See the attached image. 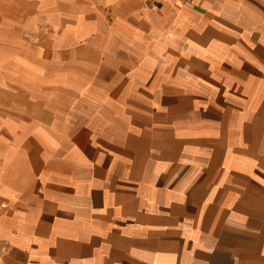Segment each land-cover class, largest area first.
I'll return each mask as SVG.
<instances>
[{"label":"crops","instance_id":"crops-1","mask_svg":"<svg viewBox=\"0 0 264 264\" xmlns=\"http://www.w3.org/2000/svg\"><path fill=\"white\" fill-rule=\"evenodd\" d=\"M0 204V264H264V0H0Z\"/></svg>","mask_w":264,"mask_h":264},{"label":"rangeland","instance_id":"rangeland-1","mask_svg":"<svg viewBox=\"0 0 264 264\" xmlns=\"http://www.w3.org/2000/svg\"><path fill=\"white\" fill-rule=\"evenodd\" d=\"M125 16L123 11H117L116 13V17L117 18H123ZM40 29H42L40 27ZM39 32H43L40 31L38 29ZM32 43L34 44H38L39 41L38 39L36 41H32ZM124 61H126V58H122ZM130 61V60H128ZM52 72H53V78H55V76L57 74H59L60 72L64 73V79H62L60 82H56V80H54V87L56 86V84H59L58 86L62 88V86H66L68 87V90L65 91L64 88H62V91H58L57 95H54V98L57 99L59 101L58 106L60 107V109L65 107V96H69L70 98L76 99V94H77V82H78V75L79 77L85 79L84 81L86 82V84L90 81H92V74L90 73H82V74H78L77 75V65H73V64H69L67 66H53L52 67ZM68 74H66V73ZM59 76V75H57ZM104 81H107L110 78V73H108V71H104L102 74L99 75ZM82 81V80H81ZM55 91V90H54ZM74 106H70V109H73Z\"/></svg>","mask_w":264,"mask_h":264},{"label":"built area","instance_id":"built-area-1","mask_svg":"<svg viewBox=\"0 0 264 264\" xmlns=\"http://www.w3.org/2000/svg\"><path fill=\"white\" fill-rule=\"evenodd\" d=\"M179 3H191L192 0H176ZM5 205L4 204H0V209L4 208ZM6 252V245L0 243V258L2 256L3 253Z\"/></svg>","mask_w":264,"mask_h":264}]
</instances>
